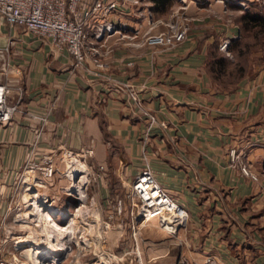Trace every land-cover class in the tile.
<instances>
[{
    "label": "crops",
    "instance_id": "obj_1",
    "mask_svg": "<svg viewBox=\"0 0 264 264\" xmlns=\"http://www.w3.org/2000/svg\"><path fill=\"white\" fill-rule=\"evenodd\" d=\"M96 1L113 4L105 19L127 35L106 40L98 77L71 70L67 51L49 40L0 24V46L13 40L0 83L24 90L19 111L0 124V232L15 210L25 162L63 144L74 152L93 149L89 163L101 204L129 205V183L147 162L187 211L176 236L157 230L152 264H203L208 257L216 264H264V188L229 155L234 150L254 171L264 166V67L223 89L206 66L222 40L239 34L237 2L249 9L264 0H173L161 12L151 0H82ZM176 12L188 21L184 41L169 50L143 43L148 20L166 21ZM101 21L87 27L88 44ZM164 29L157 24L151 32ZM122 83L136 90L139 108ZM146 113L156 120L147 135ZM41 116L49 122L38 130Z\"/></svg>",
    "mask_w": 264,
    "mask_h": 264
},
{
    "label": "built area",
    "instance_id": "obj_2",
    "mask_svg": "<svg viewBox=\"0 0 264 264\" xmlns=\"http://www.w3.org/2000/svg\"><path fill=\"white\" fill-rule=\"evenodd\" d=\"M218 1L223 2L224 0ZM237 4L246 8L244 1H238ZM112 8L113 4H103L100 1L85 5L82 0H0V24L20 27L27 33L49 40L56 50L65 49L67 51L71 61V70L78 69L84 74L98 77L106 67L103 60L105 52L100 51L106 40L114 34H119L120 37L127 36L122 32L123 25H114L105 19ZM183 8L180 6V9ZM96 17L101 18L102 21L95 26L94 43L88 44L86 29ZM157 24H162L165 29L155 33L151 32ZM147 25L148 29L144 34L143 43L158 46L163 50L176 47L187 38L189 32L187 19L178 12L166 21L148 20ZM137 33L138 31L135 30L131 37L136 36ZM228 44L229 40L224 39L219 43L218 49L226 50ZM12 46L13 40L0 46V72L3 76L7 75L10 66ZM16 71L20 74L19 69ZM121 86L128 89L131 103L139 108L141 102L136 90L126 83H122ZM23 92L21 84L11 86L7 83H0V124L11 121L13 115L19 111ZM33 117L36 118V116ZM146 118L145 134L147 135L156 120L155 116L150 113H146ZM39 121L38 130L44 128L45 124L49 122L47 116L39 117ZM229 155L230 160L236 164L243 176L259 182L264 188V166L260 170L254 171L234 150H231ZM56 156L61 161L68 160L71 165L69 168L66 166L60 174H63L71 182L69 190L81 193H76L75 199L78 200L76 197L81 195L84 197L85 203L87 200L86 187L85 189L80 188L79 185L90 184V190L93 193L89 203L97 204L98 174L89 163V159L93 156L92 148H82L80 151L74 152L61 144L56 152L42 155L38 163L31 162V160L26 161L21 170L19 192L23 184H25V191L30 188V182L27 181L28 173L37 171L41 175V179L34 178V180L38 179L41 183L43 178H50L58 172L54 165ZM125 198L131 208L130 215L133 219H140L141 224L149 219H156L160 229L170 236H176L187 223V211L179 206L157 183L147 162L130 181ZM116 204L119 208L122 206L119 200ZM133 210L134 214H132ZM4 225L2 224L1 229H4ZM2 249L3 245L0 246V264H27L19 261L13 252H11V258L3 257ZM35 263L51 264V258L48 259L45 256L35 260ZM203 264L216 263L208 257Z\"/></svg>",
    "mask_w": 264,
    "mask_h": 264
},
{
    "label": "rangeland",
    "instance_id": "obj_3",
    "mask_svg": "<svg viewBox=\"0 0 264 264\" xmlns=\"http://www.w3.org/2000/svg\"><path fill=\"white\" fill-rule=\"evenodd\" d=\"M238 7L241 13L248 10L246 3V8ZM215 55L225 57L226 62L225 72L216 76L214 83L221 88H232L242 77L254 75L264 67V33L256 34V29L242 28L237 37L229 40L226 50H217ZM30 160L38 163L40 157ZM54 165L58 172L50 178H43L41 183L38 180L41 175L37 171L27 174L30 188L25 191L23 184L17 195L15 210L0 232L2 256L11 258L13 252L19 261L36 264L33 252L37 250H31L29 244L22 242L33 239L41 249L59 250L65 245L66 249L56 258L53 254L43 255L48 259L50 257L51 261L56 260L51 264H152V247L156 245L157 230L160 229L157 220L150 219L141 224L140 219L135 220L130 215L129 205L119 208L109 202L101 204L99 196L97 204H90L93 193L90 184L79 185L80 188L86 187V202L84 197L76 200L74 196L80 192L69 190L71 182L60 174L66 166H71L69 161H61L56 156ZM30 192H38L40 200H45L47 205L52 204L54 214L49 216L51 219L46 212L38 210L40 206L34 209L33 205H29L35 202L34 199H27Z\"/></svg>",
    "mask_w": 264,
    "mask_h": 264
},
{
    "label": "trees",
    "instance_id": "obj_4",
    "mask_svg": "<svg viewBox=\"0 0 264 264\" xmlns=\"http://www.w3.org/2000/svg\"><path fill=\"white\" fill-rule=\"evenodd\" d=\"M151 1H153L154 3V9L160 12L168 9V7H170V5L173 2V0H151ZM237 21H238L239 31L242 28H249V29H256V34L264 33V6L259 9L249 8L248 10L243 11L241 14L238 15ZM233 42L234 41H232V44ZM215 53L216 52L211 53L209 60L206 64L208 71L212 75L213 80H215L216 76H219L225 72L224 63L226 62L225 57L216 56ZM236 85L237 84H235V86ZM223 89H227V88H223Z\"/></svg>",
    "mask_w": 264,
    "mask_h": 264
},
{
    "label": "bare ground",
    "instance_id": "obj_5",
    "mask_svg": "<svg viewBox=\"0 0 264 264\" xmlns=\"http://www.w3.org/2000/svg\"><path fill=\"white\" fill-rule=\"evenodd\" d=\"M40 198V194H38V192H30V195L27 197V199L30 201V200H35V202L34 201H32V202H30L29 203V205H33V207H34V209L38 206H40L39 207V209L38 210H40L41 212H43V213H45L46 214V216L47 217H49L50 215H53L54 213L52 212V210H53V208H51V205L52 204H49V205H47L46 204V201L45 200H40L39 199ZM77 199H82V196L80 195V197H76ZM27 200V201H28ZM77 208H79V207H77ZM33 209V208H32ZM57 211V210H56ZM75 213V212H74ZM33 214V213H32ZM26 216H28L27 215V213H26ZM22 217H24V216H22ZM51 217V216H50ZM49 217V219H51ZM150 220V219H149ZM148 220V221H149ZM60 228H58L57 230H59ZM60 231H63L62 229H60ZM63 232H65V231H63ZM21 241V240H20ZM19 241V242H20ZM22 242H24V243H27V244H29V246H30V249L31 250H37V251H35V252H33V254H34V257H35V260H39V258H43L44 256L43 255H48L49 256V254H53L54 255V257L56 258V256H58V254H60V253H62L65 249H66V247H64L65 245H62V247L58 250V248H47V249H41V247L39 248V246H40V244L38 243V242H36L35 240H33V239H28V240H23ZM21 243V242H20ZM60 245V244H59ZM61 246V245H60ZM59 246V247H60ZM51 247V246H50ZM58 247V246H57ZM37 255H40V256H42V257H37ZM54 261H56V260H54ZM54 261L52 260L51 262L52 263H54ZM39 262V261H38Z\"/></svg>",
    "mask_w": 264,
    "mask_h": 264
}]
</instances>
